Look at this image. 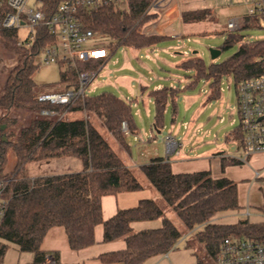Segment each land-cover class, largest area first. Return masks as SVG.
<instances>
[{"label":"trees","instance_id":"trees-1","mask_svg":"<svg viewBox=\"0 0 264 264\" xmlns=\"http://www.w3.org/2000/svg\"><path fill=\"white\" fill-rule=\"evenodd\" d=\"M44 9L52 13L64 0H43ZM159 0H126V8L119 5L103 6L98 10L82 11L85 28L101 32L109 39L113 54L119 47L142 50L155 48L167 35H146L144 30L159 20L155 8ZM156 10V11H155ZM210 17L208 9L183 11L181 21L192 23ZM238 31L229 32L222 49L235 44L238 51L221 63L209 67L201 58L181 64L184 71L193 72L187 90L193 89L200 79L209 84V100L220 97V83L232 77L236 88L239 83L264 75V39L245 41L241 30L264 29L261 19L245 15ZM38 42L26 47L19 45L18 31H0V45L16 58L9 71L0 96V180L9 179L3 197L7 202L0 226V262L9 244L21 253L33 254L29 264H47L48 255L41 250L47 233L55 227L65 229L73 251L95 244V230L103 226V243L122 239L125 248L105 252L98 256L103 264H145L152 258L163 257L176 248L183 237L181 231L152 199L141 200L136 207L119 211L104 220L102 199L119 192L139 191L143 188L134 170L126 166L91 117H95L124 149H129L127 137L135 135L138 125L131 102L106 91L94 97L79 99L69 111L87 115L79 119H58L41 112L63 113L66 108L41 103L43 92L33 76L39 69L35 57L44 44ZM64 65L60 66L63 67ZM100 62L78 63L76 69L64 66L60 83L67 87L78 82V72L94 71ZM184 90L180 86H165L151 90L154 100L155 129L163 130L166 109L170 105L173 120L178 116V100ZM29 114L26 125L18 127L19 117ZM175 117V118H174ZM126 123L127 131L122 125ZM5 129H2V127ZM6 136V140L4 137ZM232 137L242 142L240 128ZM13 152L16 165L8 170L9 153ZM72 156L83 163V170L62 175L31 177L27 165ZM236 158L222 157V170L239 165ZM141 172L157 189L189 232L204 247L208 257L215 258L222 242L231 236L264 241V222L243 219L232 225L217 224L214 220L222 212L240 211L237 184L226 178L215 179L208 171L175 174L171 164L163 157L152 158L140 167ZM161 219L159 228L133 232V223ZM56 264L58 260L54 257Z\"/></svg>","mask_w":264,"mask_h":264},{"label":"rangeland","instance_id":"rangeland-1","mask_svg":"<svg viewBox=\"0 0 264 264\" xmlns=\"http://www.w3.org/2000/svg\"><path fill=\"white\" fill-rule=\"evenodd\" d=\"M173 5H179L181 13L183 11L208 9L210 11V17L205 21L199 22L184 23L181 20L175 22L167 30L168 37L156 46L157 56L155 52L148 51L147 49L138 51L123 46L117 48L109 61L102 67L100 73L95 77L94 81L89 86V90L86 91V95L90 97L98 96L103 92L109 91L128 102H132V104L136 106L138 104L143 110L144 120L137 117V124L139 126L138 137L141 140L143 139V141L140 142L141 140H138V142H134L132 145L133 152H136L137 155H141L145 148L150 150L159 149L163 154L168 152L165 143L168 130L164 129L158 131L155 127L152 128L151 121L154 118V108L152 107L153 116L150 120L146 117L147 100L145 96H143L144 94L140 93L139 84L152 86L153 83L156 82L155 79L158 77L159 80L164 81L167 86H169L168 84L171 81H174L177 86L183 87L186 82L190 80V77L193 76V73L171 66V63L175 61L180 63L193 58H201L206 66L209 67L213 63H221L227 60L234 55L239 48V45L235 44L229 49H222L230 34L227 24L232 19L243 20V17L248 13L253 3L252 0H159L155 8L158 9L157 11L162 17L164 12ZM40 6L41 2H39V0H29L27 3L28 8L37 9ZM120 8H126V4H120ZM242 20L240 22L241 25L243 23ZM29 32L30 29L25 27L18 31V38L21 42H26V40L29 39ZM240 33L245 36V41L252 42L264 39V29L241 30ZM103 41L106 44L109 43L108 38H104ZM90 44L91 42L86 44L85 47H89ZM211 49L221 51L217 59H212L210 53ZM185 51L188 52V56H184ZM176 53L178 54L175 55ZM147 54L150 55L149 58H147ZM35 63L39 65V69L33 76V79L40 90L43 89V92L48 93H56L65 90L67 85L60 83V72L63 71V67L57 64H45L43 52L36 55ZM15 64L16 58L4 50L0 45V96L3 93L5 79ZM129 76L135 78L132 81L136 87L134 96L130 93L129 79L127 82L124 79ZM94 87L96 88L94 89ZM220 88V97L209 100V84L205 79H200L193 89L185 90L181 93L179 98V117L177 121L172 124L169 114L167 124L168 127L173 126V137H175L176 140H181L186 146L189 144V147H187L188 151L195 148L199 154L223 152L228 156L243 157L244 152L239 147V140H235L232 137V133L236 132L240 126L238 90L234 79L232 77H224L221 80ZM136 106L134 107L135 113L137 111ZM54 116L58 119L64 118L71 120L85 118L87 115L81 111H68L64 115ZM88 116L90 120L96 123L102 135L109 140L113 149L120 157L123 159L126 158V151L120 149L101 123L95 117ZM28 119V113L20 115L18 127L26 125ZM145 131L148 132V135H145ZM125 132L128 133V131ZM130 139L132 141L133 137ZM4 140H6V136ZM127 140H129V137ZM189 141L190 143H188ZM10 153H12V151ZM246 161H249V158H247ZM14 165L15 160L10 163L8 162V170L12 171ZM80 166H83L80 159L68 156L43 162H31L27 165V168L31 177H38L44 175L69 174L79 170ZM133 172L143 185V188L135 193L136 197L154 200L183 234L176 248L168 253L169 259L165 258V256L156 257L150 259L145 264H200L208 262L209 257L207 252L197 241L195 233L189 232L185 228L173 209L168 206L157 189L148 181L147 177L141 171L134 170ZM241 213L242 211L222 212L217 216L214 222L217 224L232 225L243 219H249L251 222L264 221V217L262 216L247 217L241 215ZM161 226V219L135 222L132 225L133 232L135 233L145 229L159 228ZM102 236L103 226L99 225L95 230L96 242L92 248H90L91 251H101L103 248L116 247L124 242L120 239L111 244L103 243ZM101 252L103 253V251ZM29 255L30 253H21L15 245L9 244L5 257L0 264H25L24 258Z\"/></svg>","mask_w":264,"mask_h":264},{"label":"built area","instance_id":"built-area-1","mask_svg":"<svg viewBox=\"0 0 264 264\" xmlns=\"http://www.w3.org/2000/svg\"><path fill=\"white\" fill-rule=\"evenodd\" d=\"M28 1L0 0V31H19L23 27L30 29L26 42H21L18 38L19 45L26 47L35 45L38 40L44 42L49 37L51 40L39 50V53H44V63L47 65H64L72 69H76L78 63L99 61L101 65L94 71L78 72V82L75 86L66 87L64 91L56 93L42 92L38 95L37 100L41 103L66 108L63 113L43 110L42 115L61 116L79 99L87 96L89 86L113 55L108 43L103 41L106 37L101 32L85 28L81 12L96 11L109 5L120 6L126 0H64L52 13L44 9L43 0H39L41 6L37 9L28 8ZM252 3L246 15L260 18L264 26V0H252ZM241 20H230L227 24L229 32L238 31ZM90 42V46L85 47ZM237 90L239 128L242 134V142H239V145L244 152L242 161L245 162L252 155L264 153V75L239 83ZM122 129L127 131L126 123H123ZM165 143L169 153L182 145L172 135L165 138ZM256 175L259 176V173ZM9 182V179L0 180V226L7 206L3 193ZM165 257L167 258L168 254ZM47 264H56L54 257H48ZM200 264H264V241L228 237L222 242L215 258Z\"/></svg>","mask_w":264,"mask_h":264},{"label":"crops","instance_id":"crops-1","mask_svg":"<svg viewBox=\"0 0 264 264\" xmlns=\"http://www.w3.org/2000/svg\"><path fill=\"white\" fill-rule=\"evenodd\" d=\"M180 18H181V9L179 5L176 6L173 5L172 7L168 8L167 11L164 12L162 17L160 16L159 20L147 26L144 30V33L146 35H153V34L167 35V30L169 29V27H171L175 22L181 20ZM147 50L155 52L156 56L158 55L156 47ZM177 54L178 53H176L175 55ZM184 56H188V52L185 51ZM149 57L150 55L147 54V58ZM185 61H182L180 63L175 61L174 63H171V66L183 70L180 66ZM187 72H191V71H187ZM124 79L126 82L129 79L130 93L132 96H134L136 93V87L132 83V81L135 78L129 76ZM155 80L156 82L152 81L154 82L152 86L139 84L140 93L144 94L143 96H145L147 100L148 105L146 110L147 113L146 117L149 118L150 120L152 119L153 116L152 107L154 108V114H155V107H154V100L153 98L150 97L149 92L151 90H159L167 86L165 82L159 80L158 77ZM190 80H188V82H186V84L183 87H181V89H183L184 91L187 90L186 85L190 82ZM168 85L173 88L177 87V84L174 81H171ZM178 105H179V100H178ZM131 106L136 119V123H137V117L140 118L141 120H144L143 110L139 107V105L137 104L136 106L131 102ZM135 106L137 108L136 113L134 112ZM179 112L180 111L178 109V116L176 118L174 117L175 120H173L170 105L166 109L165 112L166 122L163 130L164 129L168 130V136L169 135L173 136V128H172L173 126L168 127L167 124L168 116L170 114L171 123L174 124L179 117ZM151 122H152V128L155 127L154 118ZM147 133L148 132L145 131V135H148ZM138 135H139V126L137 133L135 135H131V134L128 135L129 140H127V144L129 146V149L126 150L122 146H120L115 141L113 136L109 133V136L118 144L120 149H124L126 151L127 157L122 159L126 164V166L129 167L130 169L141 171L140 167L144 164H147L152 158L163 157L167 161H169V163L171 164V168L175 174L208 171L215 179L226 177L237 184L238 201H239L240 211H242L241 215L247 217H251V216L264 217V153L252 155L249 157V161L244 162L242 161L244 156L243 157L228 156L223 152H215V153L207 152V153L199 154L195 148L190 149V151H188L187 147H189V144H187L186 146L181 140H176V138L174 137V139L176 141H179L182 145L181 147H177L174 151L170 153L166 152L163 154V152H160L159 149L150 150L148 148H145L143 149L141 155H137L136 152H133L132 145L134 142H138V140H141L138 137ZM131 137H133L132 141L130 139ZM142 141L143 139L140 142ZM188 143H190V141ZM12 153H9L8 162L10 163L11 161L15 160V165H16V158L15 155ZM222 157L236 158L242 163L239 165L228 166L225 169V171H223L221 166ZM82 167L83 166H80L79 170H76L75 172L72 173L82 171L83 170ZM256 173H259V176H257ZM136 192L138 191L119 192L114 195L105 196L102 199V214L104 220H108L112 218L121 210L136 207L141 200L146 199V198L144 199L137 198L135 195ZM247 212L249 213V215H246ZM111 243H115V242H111ZM90 248H92V246L79 251L71 250L65 229L62 227L52 228L45 236L41 245V250L44 251L49 257H56V259L58 260V264H103L98 259V256L102 254L101 251L105 253V252L122 250L125 248V242L119 244L116 247L103 248V250L101 251H95V250L91 251ZM167 259H169V257H167ZM32 260H33V255H31V253L28 257L24 258V261L26 262L25 264H29L30 262H32ZM150 264H154V263H150Z\"/></svg>","mask_w":264,"mask_h":264},{"label":"water","instance_id":"water-1","mask_svg":"<svg viewBox=\"0 0 264 264\" xmlns=\"http://www.w3.org/2000/svg\"><path fill=\"white\" fill-rule=\"evenodd\" d=\"M210 53H211L212 59H217L220 56L221 51L217 49H211ZM2 129H4V126L2 127Z\"/></svg>","mask_w":264,"mask_h":264}]
</instances>
